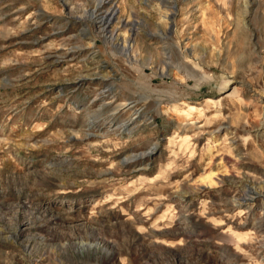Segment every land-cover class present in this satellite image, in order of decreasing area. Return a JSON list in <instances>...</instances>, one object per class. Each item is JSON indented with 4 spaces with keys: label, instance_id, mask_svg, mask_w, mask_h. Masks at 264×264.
<instances>
[{
    "label": "rangeland",
    "instance_id": "rangeland-1",
    "mask_svg": "<svg viewBox=\"0 0 264 264\" xmlns=\"http://www.w3.org/2000/svg\"><path fill=\"white\" fill-rule=\"evenodd\" d=\"M0 264H264V0H0Z\"/></svg>",
    "mask_w": 264,
    "mask_h": 264
}]
</instances>
